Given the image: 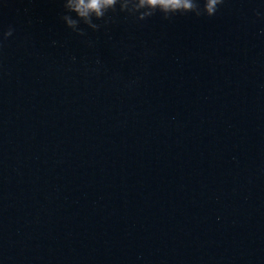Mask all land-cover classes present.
<instances>
[{
	"label": "water",
	"instance_id": "1",
	"mask_svg": "<svg viewBox=\"0 0 264 264\" xmlns=\"http://www.w3.org/2000/svg\"><path fill=\"white\" fill-rule=\"evenodd\" d=\"M125 3L0 0V264H264V0Z\"/></svg>",
	"mask_w": 264,
	"mask_h": 264
},
{
	"label": "clouds",
	"instance_id": "2",
	"mask_svg": "<svg viewBox=\"0 0 264 264\" xmlns=\"http://www.w3.org/2000/svg\"><path fill=\"white\" fill-rule=\"evenodd\" d=\"M223 3L224 0H138L134 9H130L125 3L120 5L119 10L136 15L140 20L153 16L157 11L161 12L165 19H169L177 13L212 16L217 12L218 6ZM116 5L117 0H63L66 11L61 18L69 28L83 35V29L78 27L81 21L94 30L98 29L100 25L93 22V17L104 18L109 9L116 11ZM73 12L76 18L71 15ZM12 33L13 29L10 26L3 33V37L6 39Z\"/></svg>",
	"mask_w": 264,
	"mask_h": 264
}]
</instances>
